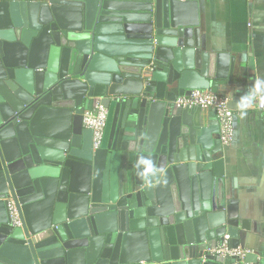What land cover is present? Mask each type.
<instances>
[{
    "label": "water",
    "instance_id": "1",
    "mask_svg": "<svg viewBox=\"0 0 264 264\" xmlns=\"http://www.w3.org/2000/svg\"><path fill=\"white\" fill-rule=\"evenodd\" d=\"M233 68L202 48L197 0H0V264H264L208 253L248 228L214 191L215 112L174 103L237 85Z\"/></svg>",
    "mask_w": 264,
    "mask_h": 264
},
{
    "label": "crops",
    "instance_id": "2",
    "mask_svg": "<svg viewBox=\"0 0 264 264\" xmlns=\"http://www.w3.org/2000/svg\"><path fill=\"white\" fill-rule=\"evenodd\" d=\"M197 9L202 48L233 59L237 85L221 86L218 92L244 95L264 79V0H197ZM210 110L202 109L203 115ZM233 110L232 140L222 146L224 174L214 191L226 215L237 217L239 228L241 222L248 228L240 229L239 246L264 263V109L254 106L243 118L240 108Z\"/></svg>",
    "mask_w": 264,
    "mask_h": 264
},
{
    "label": "built area",
    "instance_id": "3",
    "mask_svg": "<svg viewBox=\"0 0 264 264\" xmlns=\"http://www.w3.org/2000/svg\"><path fill=\"white\" fill-rule=\"evenodd\" d=\"M230 100L231 97L227 94L215 93L211 90L193 89L189 95L177 97L174 103L182 107L200 106L202 109L213 110L218 123V138L222 146H227L230 144L233 135L234 110L227 105ZM254 106L257 109H264V104H260L259 102ZM92 108V110H85L83 112L82 125L84 128L91 130V145L93 149H96L100 146L102 140L107 109L101 105L99 99L94 100ZM6 211L8 222L11 225H22L18 209L12 199L6 200ZM249 252L250 250L240 246L232 247L227 235H224L213 248L208 250V253L212 256L230 257L236 261L242 260L245 254Z\"/></svg>",
    "mask_w": 264,
    "mask_h": 264
},
{
    "label": "clouds",
    "instance_id": "4",
    "mask_svg": "<svg viewBox=\"0 0 264 264\" xmlns=\"http://www.w3.org/2000/svg\"><path fill=\"white\" fill-rule=\"evenodd\" d=\"M257 102L264 104V79H257L250 89L240 97L238 106L241 117L243 118L247 114V111L253 108ZM139 163L143 165L140 173L142 177L146 178L149 174H155L156 168L150 160L141 159Z\"/></svg>",
    "mask_w": 264,
    "mask_h": 264
}]
</instances>
